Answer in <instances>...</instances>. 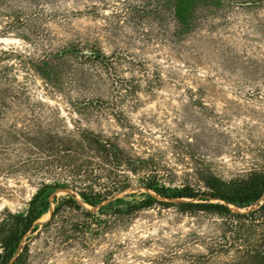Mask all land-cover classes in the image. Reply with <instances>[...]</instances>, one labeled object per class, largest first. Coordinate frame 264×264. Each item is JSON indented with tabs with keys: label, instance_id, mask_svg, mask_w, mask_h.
I'll return each mask as SVG.
<instances>
[{
	"label": "rangeland",
	"instance_id": "1",
	"mask_svg": "<svg viewBox=\"0 0 264 264\" xmlns=\"http://www.w3.org/2000/svg\"><path fill=\"white\" fill-rule=\"evenodd\" d=\"M165 3L0 0L5 121L31 117L14 101L47 103L42 115L54 109L72 130L114 137L170 189L196 184L201 170L236 179L264 169V0H181L175 15ZM133 185L96 206L55 190L28 233L27 264H263L264 253H243L247 227L229 231L216 214L169 203L189 199ZM138 189L157 202L109 203L141 199ZM34 191L26 177L0 174V216L5 206L25 211ZM72 193L93 214L84 233L73 231L75 212L44 229L53 196ZM263 199L230 208L245 213Z\"/></svg>",
	"mask_w": 264,
	"mask_h": 264
},
{
	"label": "trees",
	"instance_id": "2",
	"mask_svg": "<svg viewBox=\"0 0 264 264\" xmlns=\"http://www.w3.org/2000/svg\"><path fill=\"white\" fill-rule=\"evenodd\" d=\"M180 2L166 0L167 14L175 15ZM8 98L7 88L0 87V174L22 175L34 182L35 191L27 201L25 211L15 212L6 206L1 211L0 264L28 263L31 253L28 233L33 232L36 220L48 210L50 196L55 190L71 189L84 203L96 206L135 183L139 188L161 197L189 199L169 203L185 212L216 214L229 221L234 228L229 231L239 232L247 227L251 239L243 253H264V199L256 208L245 213L230 208V205L246 208L264 196V169H253L245 177L236 179H224L201 170L196 184L187 183L170 189L145 175L148 174V160L121 147L114 137H106L100 131L86 127L72 130L54 109L47 116L42 115V111L49 107L47 103L14 101L15 105L26 108L31 117L5 121ZM101 179L105 181L99 183ZM142 189H138L141 199H111L109 203L120 201L119 210L128 211L146 208L157 202ZM75 193L53 196L54 207L50 219L42 226L44 229H48L57 217L63 224L68 218L66 213L75 212L73 231L84 233V227L92 221L93 214L82 207Z\"/></svg>",
	"mask_w": 264,
	"mask_h": 264
}]
</instances>
